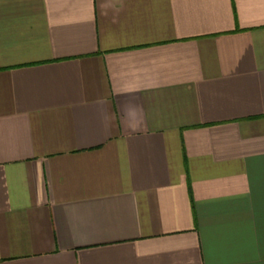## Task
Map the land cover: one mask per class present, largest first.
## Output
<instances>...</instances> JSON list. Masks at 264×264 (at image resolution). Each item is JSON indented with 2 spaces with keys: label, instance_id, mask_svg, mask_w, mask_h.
<instances>
[{
  "label": "crops",
  "instance_id": "crops-1",
  "mask_svg": "<svg viewBox=\"0 0 264 264\" xmlns=\"http://www.w3.org/2000/svg\"><path fill=\"white\" fill-rule=\"evenodd\" d=\"M0 264H264V0H0Z\"/></svg>",
  "mask_w": 264,
  "mask_h": 264
},
{
  "label": "trees",
  "instance_id": "trees-1",
  "mask_svg": "<svg viewBox=\"0 0 264 264\" xmlns=\"http://www.w3.org/2000/svg\"><path fill=\"white\" fill-rule=\"evenodd\" d=\"M192 204H193V199L191 198Z\"/></svg>",
  "mask_w": 264,
  "mask_h": 264
}]
</instances>
